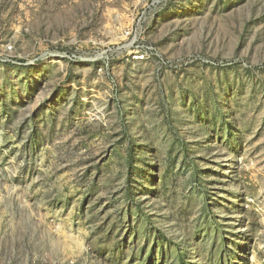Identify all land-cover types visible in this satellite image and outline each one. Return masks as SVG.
Masks as SVG:
<instances>
[{"label": "rangeland", "instance_id": "obj_1", "mask_svg": "<svg viewBox=\"0 0 264 264\" xmlns=\"http://www.w3.org/2000/svg\"><path fill=\"white\" fill-rule=\"evenodd\" d=\"M0 264H264V0H0Z\"/></svg>", "mask_w": 264, "mask_h": 264}, {"label": "built area", "instance_id": "obj_2", "mask_svg": "<svg viewBox=\"0 0 264 264\" xmlns=\"http://www.w3.org/2000/svg\"><path fill=\"white\" fill-rule=\"evenodd\" d=\"M143 58H144V56H143Z\"/></svg>", "mask_w": 264, "mask_h": 264}]
</instances>
